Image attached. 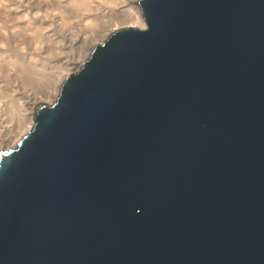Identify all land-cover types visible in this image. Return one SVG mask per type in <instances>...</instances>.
Instances as JSON below:
<instances>
[{
	"label": "water",
	"instance_id": "95a60500",
	"mask_svg": "<svg viewBox=\"0 0 264 264\" xmlns=\"http://www.w3.org/2000/svg\"><path fill=\"white\" fill-rule=\"evenodd\" d=\"M0 153V264H264V0H137Z\"/></svg>",
	"mask_w": 264,
	"mask_h": 264
},
{
	"label": "rangeland",
	"instance_id": "374dc122",
	"mask_svg": "<svg viewBox=\"0 0 264 264\" xmlns=\"http://www.w3.org/2000/svg\"><path fill=\"white\" fill-rule=\"evenodd\" d=\"M3 1H0V24L6 29L5 31L0 30V44L1 42L3 44V46L0 45V104H3V116H7L6 119L9 120V123L18 120L17 114L23 112H18L21 104L23 105V99L20 98L21 92L34 97L33 102L37 101L34 105L28 104L24 107L28 113L25 115L26 119L23 120L24 127L21 130V135L18 134L13 139L12 146L8 149L1 148L0 153L16 147L32 125V123L28 125V122L29 118L33 122L34 108L40 103L49 105L54 101L58 91L52 92V90H57L61 82L78 68L94 45L101 44L110 33L121 27L139 28L138 25L120 23L117 26H109L105 31L96 34V31L102 29L101 26L105 20L98 19V16L96 20L91 11L83 15L85 13L83 7L86 6L85 4L91 6L101 0H26L20 3L17 0L14 3ZM129 7L142 18L137 0H129ZM78 17L79 19H77ZM73 18H76V21ZM105 19H110V17ZM71 31L73 34H70ZM81 34L91 35V39H88L87 43L79 49H75L78 45H71L70 42H73L74 38ZM56 40L59 42L58 45ZM64 55L68 57L64 58ZM66 60H69L68 63ZM65 64H67L66 69L64 68ZM61 67L64 70H59L62 69ZM39 68L42 72L37 74L34 69ZM51 72H58L59 82L56 79L55 82L58 84L48 90V97L40 99L33 93L38 91L37 88H46L45 83L40 79L46 78V74L49 75ZM35 89L36 91H34ZM12 98L14 99L13 103L11 102ZM26 127H28L27 130H25Z\"/></svg>",
	"mask_w": 264,
	"mask_h": 264
},
{
	"label": "bare ground",
	"instance_id": "6f19581e",
	"mask_svg": "<svg viewBox=\"0 0 264 264\" xmlns=\"http://www.w3.org/2000/svg\"><path fill=\"white\" fill-rule=\"evenodd\" d=\"M0 1H3V0H0ZM4 1H8V2H11V3H14L15 0H4ZM3 1V2H4ZM19 3L20 2H23V1H26V0H17ZM54 1V0H53ZM56 1V0H55ZM128 4H129V0H101L100 2L96 3V4H93L91 6L85 4L86 6L83 7V11H85V13L83 15H85L87 12L89 13V11L93 12V18L96 19V17L98 19L102 18L103 20H105L103 26H101V30L100 31H96L95 33L96 34H99L103 31H105V29L109 26H117L118 24L120 23H126V24H133V25H138L139 28H142L144 26V22L142 20V18L140 17V15L137 13V12H134L133 10H131V8L129 7L128 8ZM19 5V4H18ZM17 12V11H16ZM83 13V12H82ZM80 17V16H79ZM79 17L77 19H79ZM82 17V16H81ZM84 17V16H83ZM82 17V18H83ZM88 17V16H87ZM110 17V19H105V18H108ZM86 18V17H85ZM92 18V17H91ZM75 19L76 21V18H73ZM81 19V18H80ZM92 20V19H91ZM97 20V19H96ZM94 21V20H92ZM103 22V21H102ZM101 22V23H102ZM79 23V22H78ZM100 26V25H99ZM49 28V27H48ZM100 28V27H99ZM45 29V28H44ZM43 29V30H44ZM0 30H6L4 26H2L0 24ZM48 30V29H47ZM72 30V29H71ZM39 31V30H38ZM42 31V30H41ZM70 31V30H69ZM77 31V30H76ZM68 32V31H67ZM73 31L70 32V34L72 33ZM45 33V32H44ZM49 34V33H48ZM70 34H68V36H70ZM73 34V33H72ZM75 34V33H74ZM53 35V34H51ZM77 35V34H76ZM37 36H38V33H37ZM43 36V35H42ZM47 36V35H46ZM64 38V37H63ZM40 39V38H39ZM88 39H91V35H85V34H81V35H78L77 37L74 38L73 42H70V44H75V45H78L75 49H79L81 46L85 45L88 41ZM65 40V39H64ZM57 42V40H56ZM59 42H57V45H58ZM2 42H1V44ZM56 45V46H57ZM55 47V46H54ZM59 47V46H58ZM56 48V47H55ZM92 49V48H91ZM60 50V49H59ZM65 52V51H64ZM67 55H64V58H66ZM68 57V56H67ZM70 57V56H69ZM51 61V60H50ZM69 60H66V62L68 63ZM66 66L64 67L66 69L67 67V64H65ZM69 65V64H68ZM62 69H59V70H64L63 67H61ZM57 69V70H58ZM37 71V74L39 72H42V70L39 68V69H34ZM32 71V70H31ZM30 71V72H31ZM46 72V71H45ZM44 73V71H43ZM27 74V73H25ZM36 74V73H35ZM44 75V74H43ZM58 72H51L49 73V75L46 74V78H39L40 80H42L44 83H45V86L46 88H43V87H40V88H37V92H34L36 91V89L33 91L35 95H37L40 99H43V98H47L48 97V90L53 88V86L56 84H58L57 82H55V80L57 79L58 82H59V79H58ZM33 76V74L31 75V77ZM34 77L36 78V75H34ZM60 86V85H59ZM59 86L57 88V90L53 91L52 92H56L58 91L59 89ZM35 88V87H34ZM34 95V96H35ZM20 98H22L23 100V105L21 104L20 106V110L19 111H23L22 113L19 112V114H17L18 116V120L16 122H11L9 123V120L6 119L5 116H3V107L2 105L0 104V149L1 148H6L8 149L10 146H12V141L13 139L18 135L20 134L21 135V130L22 128L24 127L23 126V120L26 119L27 116L26 113V109L24 108L26 105L28 104H35V102H33L35 99H33L31 97V95L29 96L27 93H24V92H21L20 93ZM19 98V97H18ZM17 99V98H16ZM8 100V99H7ZM5 100V101H7ZM10 100V98H9ZM13 98H12V103H13ZM19 100V99H17ZM33 100V101H32ZM41 101V100H40ZM10 102V101H9ZM16 102H20V101H16ZM33 102V103H32ZM5 105V104H4ZM16 107V106H15ZM28 108V107H27ZM16 109H18L16 107ZM25 111V113H24ZM28 111V110H27ZM9 119V118H8ZM11 121V120H10ZM31 118H29V122H28V125H31ZM28 127L25 128V130H27ZM3 146V147H2Z\"/></svg>",
	"mask_w": 264,
	"mask_h": 264
}]
</instances>
